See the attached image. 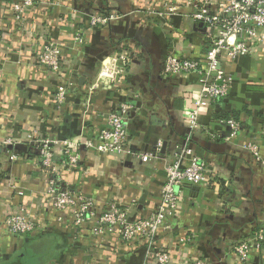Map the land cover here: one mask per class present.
Wrapping results in <instances>:
<instances>
[{"label":"crops","instance_id":"crops-1","mask_svg":"<svg viewBox=\"0 0 264 264\" xmlns=\"http://www.w3.org/2000/svg\"><path fill=\"white\" fill-rule=\"evenodd\" d=\"M38 1L20 26L11 1L0 0V141L16 140L19 147L11 151L21 157L10 162L0 149V264H148L145 243L131 251L117 234L98 237L92 227L77 229L71 217L58 212H42L43 228L25 236H11L2 224L7 210L31 205L48 185L46 170L35 164L26 146L28 136L37 131L60 141L95 138L109 128L108 117L124 102L133 107L131 153L117 157L84 151L89 170L64 172L63 179L100 207L113 200L129 208L132 221L147 218L161 204L165 164L182 153L190 137L189 147L206 162L210 175L219 174L220 184L187 185L177 217L158 246L167 242L175 264L186 257L209 264H264V250L254 248L240 263L234 249L254 241L264 228V166L243 148L254 143L264 158V46L257 56L223 64L234 77L229 96L206 109L201 130L191 133L185 114L199 83L194 76L165 75L164 61L171 52L199 57L208 49L203 29L181 16L146 18L150 9L164 11L173 0ZM109 12L120 17L91 27L92 17ZM43 33L63 50L60 80L50 79L38 62ZM123 70L125 81L118 83L116 75ZM58 85L66 87L61 104L55 99ZM229 119L239 121L244 131L231 141L226 140ZM158 143L162 148L155 161L135 156L155 151ZM11 182L17 187L13 195L7 191ZM185 238L193 242L181 245Z\"/></svg>","mask_w":264,"mask_h":264},{"label":"built area","instance_id":"built-area-1","mask_svg":"<svg viewBox=\"0 0 264 264\" xmlns=\"http://www.w3.org/2000/svg\"><path fill=\"white\" fill-rule=\"evenodd\" d=\"M15 21L25 25V15L35 8L38 0H10ZM164 11L150 9L148 16L171 19L181 16L201 25L203 37L208 49L199 57L190 56L189 52L169 53L164 61V73L177 78L195 77L200 91L192 106L185 114V120L191 133L201 130L200 117L206 109L217 105L229 96L234 77L223 64H229L244 56H257L264 46V0H173L163 6ZM189 9V13H181ZM118 13L92 17L90 25L99 28L118 19ZM37 51L39 64L44 67L50 79L60 80L64 69L62 65L63 50L48 33H43ZM43 39V40H42ZM79 39V38H78ZM109 71V70H107ZM126 74L123 71L116 75V82L123 83ZM66 95V87L57 86L56 102L61 104ZM133 107L130 103H120L116 112L108 117L109 128L102 130L95 138L82 137L79 140H52L42 137L37 131L32 132L26 146L35 154V164L46 170L48 185L36 197L31 205L25 203L7 210L2 224L11 236H25L41 230L42 212H58L73 219L77 229L92 227V232L103 237L117 234L121 243L134 251L143 242L147 248L148 264H175L172 262L167 242L158 246L159 241L171 229L172 221L185 198V187L219 186L218 173L210 175L208 166L189 147L190 137L180 155L165 164V183L161 193L159 208L147 218L132 221L129 208L117 201L109 200L106 207L82 190L68 184L63 179L64 172H86L88 167L82 153H97L103 156H124L131 153L129 143V121ZM229 129L226 140L231 141L240 136L243 125L234 119L225 121ZM216 135H212L215 137ZM17 141L9 137L0 141L10 162H17L20 155L11 151ZM162 144L158 143L153 152L135 154L142 162L158 159ZM243 148L252 153L264 166V158L259 147L252 143ZM1 154V153H0ZM0 156V162H1ZM17 187L9 183V195L15 194ZM0 193V203H1ZM60 221L64 218L59 217ZM255 240H246L235 246V253L240 263L246 262L254 248L264 250V228L254 236ZM192 238L181 239V245L191 244ZM255 246V247H254ZM180 264H209L205 259L186 257Z\"/></svg>","mask_w":264,"mask_h":264},{"label":"water","instance_id":"water-1","mask_svg":"<svg viewBox=\"0 0 264 264\" xmlns=\"http://www.w3.org/2000/svg\"><path fill=\"white\" fill-rule=\"evenodd\" d=\"M19 146H16V149H18ZM11 148H15V147H11ZM26 149V148H25ZM27 150V149H26Z\"/></svg>","mask_w":264,"mask_h":264}]
</instances>
